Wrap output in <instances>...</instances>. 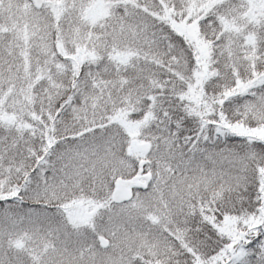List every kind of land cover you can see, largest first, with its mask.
I'll return each instance as SVG.
<instances>
[{"label": "snow or ice", "instance_id": "6c2138e0", "mask_svg": "<svg viewBox=\"0 0 264 264\" xmlns=\"http://www.w3.org/2000/svg\"><path fill=\"white\" fill-rule=\"evenodd\" d=\"M0 264H264V0H0Z\"/></svg>", "mask_w": 264, "mask_h": 264}]
</instances>
